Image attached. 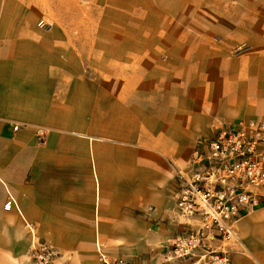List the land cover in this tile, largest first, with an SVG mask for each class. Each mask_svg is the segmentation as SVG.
I'll return each mask as SVG.
<instances>
[{
    "label": "crops",
    "instance_id": "crops-1",
    "mask_svg": "<svg viewBox=\"0 0 264 264\" xmlns=\"http://www.w3.org/2000/svg\"><path fill=\"white\" fill-rule=\"evenodd\" d=\"M14 4L0 0V264H41L37 241L58 252L51 264H100L99 252L122 264H189L165 256L180 229L175 169L196 141L181 166L173 144L149 135L154 125L161 136L188 132V84L170 83L163 68L173 58L123 48L116 79L85 78L64 32L37 30ZM236 231L233 264H264V198Z\"/></svg>",
    "mask_w": 264,
    "mask_h": 264
},
{
    "label": "rangeland",
    "instance_id": "rangeland-1",
    "mask_svg": "<svg viewBox=\"0 0 264 264\" xmlns=\"http://www.w3.org/2000/svg\"><path fill=\"white\" fill-rule=\"evenodd\" d=\"M15 1L13 15L34 18L37 30L64 32L62 42H69L85 78L116 79L123 48L149 54L157 47L159 60L172 57L173 66L163 68L170 83L188 84L182 119L188 132L161 136L154 125L149 135L173 144L184 157L181 166L198 138L237 120L264 116V0ZM173 122L172 130L179 129Z\"/></svg>",
    "mask_w": 264,
    "mask_h": 264
},
{
    "label": "built area",
    "instance_id": "built-area-1",
    "mask_svg": "<svg viewBox=\"0 0 264 264\" xmlns=\"http://www.w3.org/2000/svg\"><path fill=\"white\" fill-rule=\"evenodd\" d=\"M174 177L173 221L180 229L165 260L233 264L229 247L239 242L236 224L264 198V116L240 119L198 138L188 166L175 169ZM10 205L8 200L4 207ZM57 256L48 242L33 243L31 257L37 262L51 264ZM98 259L100 264H122L102 252Z\"/></svg>",
    "mask_w": 264,
    "mask_h": 264
}]
</instances>
